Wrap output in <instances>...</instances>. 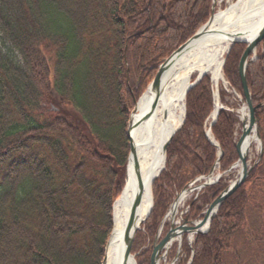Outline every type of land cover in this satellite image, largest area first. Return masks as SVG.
Returning <instances> with one entry per match:
<instances>
[{"label":"trees","instance_id":"1","mask_svg":"<svg viewBox=\"0 0 264 264\" xmlns=\"http://www.w3.org/2000/svg\"><path fill=\"white\" fill-rule=\"evenodd\" d=\"M212 0H0V264H101L112 204L125 179L126 128L158 66L210 16ZM244 45L225 57L223 76L241 95ZM253 106L264 103V39L246 68ZM220 91V101L229 105ZM209 77L185 96V119L152 185L150 215L134 237L136 264L174 196L207 175L217 148L205 137L212 111ZM234 108V104L230 105ZM260 158L219 206L208 232L177 264H264V106L254 113ZM237 117L219 111L211 135L219 171L237 160ZM202 190L192 219L232 180Z\"/></svg>","mask_w":264,"mask_h":264},{"label":"bare ground","instance_id":"2","mask_svg":"<svg viewBox=\"0 0 264 264\" xmlns=\"http://www.w3.org/2000/svg\"><path fill=\"white\" fill-rule=\"evenodd\" d=\"M264 23V0H236L224 10L214 13L199 36L187 42L166 62L159 86L147 89L139 98L131 115L129 156L122 191L112 209V230L108 239L104 264H120L124 249V233L138 180H147L138 210L140 221L151 206L150 182L163 166L162 147L181 125L184 115V93L201 76H209L214 87L222 77V60L233 39L248 41ZM217 96L210 120L218 111ZM211 138V137H210ZM255 141L252 133L247 144ZM183 198V197H181ZM205 227L202 228V230ZM191 240V236H189ZM128 264H134L132 260Z\"/></svg>","mask_w":264,"mask_h":264},{"label":"water","instance_id":"3","mask_svg":"<svg viewBox=\"0 0 264 264\" xmlns=\"http://www.w3.org/2000/svg\"><path fill=\"white\" fill-rule=\"evenodd\" d=\"M214 10H215V1H212L211 14H210V17L208 18L207 22L191 38H189L184 44H182L174 52H172L170 54V56L168 58H166V60H164V62L158 66V68L154 74V77L152 78L151 82L147 86V89L154 91L158 88L159 83H160V79H161L162 73L164 72L167 60L173 54H175L177 51H179L187 42L194 40L199 36L202 29H204L212 20V18L214 16ZM263 39H264V23L260 26V28L257 30V32L253 35V37H251V39H249L248 41L233 39L231 41L230 47L226 53V54H228L230 52L232 46H234L236 44L245 45V48H244V50H243V52L239 58L238 67H237L239 82H240L241 91H242V101L245 105V108H243L239 112L240 113L239 116H240L241 132H240V136H239V138L235 144V148H236V152L238 154V158H237V161L226 171L227 173H229L234 169H238V173H237L236 178L209 204V206L206 209V211L204 212L203 218L201 220H199L196 223H193V222L188 221L187 217H184L182 219V225H179V226L175 225L176 224L175 223V214L177 213V208H178V205L180 204V202L192 191L200 190L202 188H205L207 186H210L212 184L217 183L219 181V179L224 175V174L218 173L213 177V170H214L215 166L218 165L219 160L222 157V152L219 149L218 145L213 141L212 138L210 139V137H209L210 136V129H211L212 125L214 124V122L218 116V111H217L214 119H212V121L209 125V129L206 132V137L209 140V142L218 149V158H217L214 166L212 167L211 171L209 172V174L207 176L199 177V178L195 179L194 181H192L190 184H187L186 186H184V188L180 191L179 194L176 195V197L172 201L168 212L166 213V215L162 219V221H161V223L157 229V232L153 238L152 245H151V254H150V258H149V264H158L159 261L165 257V255H166L169 247L171 246L172 242L175 239H177L176 254H175V257L173 260V262H174L177 259L178 253L180 251L182 235H184V234L201 235V234H205L206 232H208L209 227H210V223H211L213 217L215 216V214H216L219 206L221 205V203L225 199H227L229 196H231L244 183V181L246 180V178L249 175V172H250L252 166H249V164L247 162V157H248V153L250 150V144H247V141H248V139L252 133L254 134V138H255V142L257 143L258 150H259V152H261L262 142H261V139H260L258 131H257V123H256V119L254 116V112L256 109L263 107L264 103L258 104L256 106L252 105L251 95H250V92H249L248 87H247L245 74H246L247 66L255 60L256 48H257L258 44H260L262 42ZM224 62H225V59H223V61H222V66H223ZM202 77L203 76L194 80L189 85V87L186 89V91L184 93V99H185L187 92L190 89H192L202 79ZM210 81H211V78H210ZM137 102H135L134 107H133V109L129 115L128 123H127V129H126V138L128 140V150H129L128 159H129L130 154L132 153V144H131L130 139H129V132L131 129V115L135 111V106H136ZM184 111H185V109H184ZM184 117H185V114L183 115V120H182V123L180 126H182V124L184 123ZM180 126L178 127V129L180 128ZM175 132L167 139V141L164 143V145L162 147L163 166H162L161 170L158 172V174L150 182V195H151V186H152L154 180L158 177L160 172L164 169L166 149H167V146L170 143L173 135L175 134ZM259 158H260V156H259ZM149 179L150 178H147L143 181L140 179L138 180V191H137V194L133 200L132 207L130 210L129 219H128V222H127V225L125 228L124 249L122 252V259H121L120 264H128L129 260H132V262L135 264L134 256L131 255V253H130L131 252V246H132V243L134 240V236H135L137 230L142 225V223L146 220V218L150 214L151 208H152V196H151L150 209L148 210L144 219L142 221H140V218L138 216V210H139V207H140V204L142 201V196L144 194L145 184L147 183V180H149ZM199 180H204V181L201 184H199L198 186H195V187L191 186L194 182L199 181ZM181 197H183V198H181ZM115 201H114V203H115ZM114 203H113V205H114ZM168 216H169L168 231H167L166 235L159 240L161 228L163 226V223L165 222V219ZM186 224H188V225L186 226ZM203 227H205V228L202 230ZM186 241H188L187 238H186ZM107 244H108V242H107ZM107 244L105 246L104 257L102 259L101 264H104ZM191 261H192V257L190 258L188 264H190Z\"/></svg>","mask_w":264,"mask_h":264},{"label":"rangeland","instance_id":"4","mask_svg":"<svg viewBox=\"0 0 264 264\" xmlns=\"http://www.w3.org/2000/svg\"><path fill=\"white\" fill-rule=\"evenodd\" d=\"M234 1H236V0H216L215 11L224 10V9L227 7V5H228L229 3L234 2ZM224 56H225V55H224ZM223 58H224V57H223ZM222 77H223V75H222ZM223 80L225 81L224 77H223ZM217 89H218V99H219V102H220V91H221V90L225 91V89H226V90H229V89H228V86L225 85V83L222 84L221 81H220L219 84L217 85ZM225 92L228 93L227 91H225ZM225 101H227L228 104L233 103V100H231V98H227V97H225ZM220 104H221V103H220ZM240 108H241V105L239 106V109H240ZM239 134H240V131H239ZM257 149H258V148H257V145L253 142V143L251 144V146H250V150H249V153H248L249 161H250V160L253 158V156L256 154ZM215 172H216V171H215ZM237 173H238V170L235 171L232 180L235 178V176L237 175ZM229 182H231V181H229ZM229 182H228V183H229ZM191 198H192V195H189V197L186 198V199H185V200L179 205V207H178V211H177V214H178V215H176V221L179 222V219H177V218H179V214H182V213H184L185 210H187V205H188L187 203H188L189 200H191ZM190 216H192V215H190ZM190 216H189V218H190ZM182 217H183V215H182ZM166 222H167V220H166ZM166 230H167V225H165L164 229L162 230V232H161V237L163 236V234H164V232H165ZM169 261H171V260H169ZM169 261H167L168 264H169Z\"/></svg>","mask_w":264,"mask_h":264}]
</instances>
